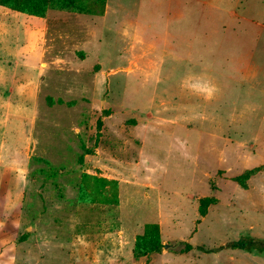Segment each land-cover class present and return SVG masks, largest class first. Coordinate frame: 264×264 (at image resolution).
Returning <instances> with one entry per match:
<instances>
[{
  "label": "rangeland",
  "instance_id": "obj_1",
  "mask_svg": "<svg viewBox=\"0 0 264 264\" xmlns=\"http://www.w3.org/2000/svg\"><path fill=\"white\" fill-rule=\"evenodd\" d=\"M41 18L34 114L0 83V264H264L224 247L264 238V0Z\"/></svg>",
  "mask_w": 264,
  "mask_h": 264
},
{
  "label": "crops",
  "instance_id": "obj_2",
  "mask_svg": "<svg viewBox=\"0 0 264 264\" xmlns=\"http://www.w3.org/2000/svg\"><path fill=\"white\" fill-rule=\"evenodd\" d=\"M4 10L7 9L0 7V83L7 89L8 113L30 117L35 112L45 63V21L16 10H13L16 15L9 17L10 11L5 15ZM11 24L15 28V39L12 37L13 42H4L5 28Z\"/></svg>",
  "mask_w": 264,
  "mask_h": 264
},
{
  "label": "trees",
  "instance_id": "obj_3",
  "mask_svg": "<svg viewBox=\"0 0 264 264\" xmlns=\"http://www.w3.org/2000/svg\"><path fill=\"white\" fill-rule=\"evenodd\" d=\"M105 3L106 0H0V6L39 17H42L49 8L101 16L104 13ZM84 177L88 178V175L86 174ZM93 178L97 184L106 182L103 178ZM159 247V231L157 225L154 224L149 225L145 233L135 243L136 252L141 254L155 252ZM224 247L245 250L247 252L255 250L263 253L264 238L244 234L236 240L226 243Z\"/></svg>",
  "mask_w": 264,
  "mask_h": 264
}]
</instances>
